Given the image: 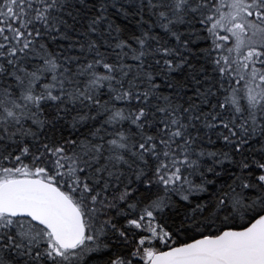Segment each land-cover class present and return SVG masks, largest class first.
Returning <instances> with one entry per match:
<instances>
[{"label": "snow or ice", "instance_id": "snow-or-ice-1", "mask_svg": "<svg viewBox=\"0 0 264 264\" xmlns=\"http://www.w3.org/2000/svg\"><path fill=\"white\" fill-rule=\"evenodd\" d=\"M0 264H264V0H0Z\"/></svg>", "mask_w": 264, "mask_h": 264}]
</instances>
